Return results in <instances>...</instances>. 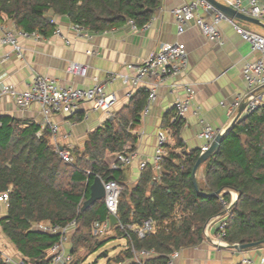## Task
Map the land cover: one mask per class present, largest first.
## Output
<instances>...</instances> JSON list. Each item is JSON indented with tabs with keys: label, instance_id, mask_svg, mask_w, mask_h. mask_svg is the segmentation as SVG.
<instances>
[{
	"label": "trees",
	"instance_id": "trees-1",
	"mask_svg": "<svg viewBox=\"0 0 264 264\" xmlns=\"http://www.w3.org/2000/svg\"><path fill=\"white\" fill-rule=\"evenodd\" d=\"M163 0H0V22L11 20L27 32L44 37L56 26L46 16L67 17L72 25L94 32H106L133 21L146 27ZM148 92L133 95L126 107L102 128L90 133L83 151L73 150L74 163L64 162L55 151L51 132L34 122L0 116V194L9 192L7 215L0 219L4 236L15 246L24 263L51 264L50 248L59 235L43 233L33 227L50 223L65 227L76 222L70 264H81L79 252L93 254L112 239L124 238L127 248L107 264H169V256L203 243L208 223L225 212L221 200L231 205L224 241L232 245L261 243L264 246V108L237 120L221 148L202 166L204 185L196 191L193 171L201 150L176 153L184 147L180 130L184 120L169 126L175 139L161 172L147 166L134 186L124 180L123 170L110 169L107 153H120L128 144L135 146L133 134L146 107ZM95 177L122 186L118 205L119 223L109 229L112 236L94 234V223L109 221L105 200L82 211ZM217 197L203 194L217 193ZM231 192L238 194L235 202ZM154 223L155 232L144 238L128 226L140 228ZM125 227V230L121 228ZM132 250H153L155 256L141 263ZM77 257V258H76ZM0 264H5L0 253Z\"/></svg>",
	"mask_w": 264,
	"mask_h": 264
},
{
	"label": "crops",
	"instance_id": "crops-1",
	"mask_svg": "<svg viewBox=\"0 0 264 264\" xmlns=\"http://www.w3.org/2000/svg\"><path fill=\"white\" fill-rule=\"evenodd\" d=\"M189 1L163 0L162 6L155 12L146 29L134 31L127 22L111 31L97 34L89 41L75 39L71 30L72 24L67 17H53L56 29H59L62 36L70 41V45H66L62 37L54 34L39 42L21 39L20 45L24 50L25 60L17 59L13 55L9 63H0V83L24 90L34 77L41 75L53 78L61 87L89 88L94 85L95 81L107 82L114 75L129 74L127 68L129 64H141L157 53L163 45L184 43L189 54L188 70L181 77L169 79L158 88L157 100L150 106L147 114L142 113L140 125L133 131V134L137 136L135 146L128 144L122 151L138 153L137 161L121 169L126 184L134 186L142 172L139 168V161L146 160L152 167L151 162L155 155L160 131L167 134V145L172 149L175 147L176 142L169 125L174 122L176 101L186 97L185 86L194 85L197 95L184 120V126L180 130L179 137L184 147L175 150L179 154L184 151L203 150L205 141L200 138L203 131L201 118L224 132L231 127L233 119L221 103L228 105L246 91L243 69L246 64L258 57L252 54L249 44L228 22L220 24L224 37L223 46L208 42L193 24L186 28L184 34L178 35L171 10ZM217 1L221 2V0ZM204 16L209 18L207 15ZM237 23L241 28L256 33L252 27L253 24ZM8 50L9 48H4L0 54ZM90 50L94 51L93 55L88 54ZM71 62L88 65L87 77L78 78L70 75L67 68ZM151 85L152 81L146 80L142 85L133 88L131 85H124L118 78L106 87L108 92H114L118 96V103L112 115L96 112L91 104L84 103L72 116H55L54 121L60 127L59 145L69 147L72 151H83L89 134L104 127L116 113L128 105L131 99L127 98L129 92L133 91L135 95L139 91H146L149 95ZM0 116H11L18 120L34 122L41 127L40 136L46 129L43 127V115L38 105L21 110L15 105L13 99L7 96H0ZM245 116L247 115L242 114L237 118L240 120ZM118 154H106L105 162L110 169L116 162ZM204 169L205 167L201 166L196 174L198 185L201 187L205 181ZM237 198L238 194L231 192L232 202H235ZM6 215L7 204L2 202L0 203V219ZM218 221L217 218L212 219L206 226L203 243L181 250L179 258L173 264H239L244 258L252 260L253 264H261L264 246L242 252L229 248L230 245L227 243L224 246H216L214 241ZM75 230L76 226L71 227L67 245L68 253L71 255V238ZM108 236H112L110 231L102 235V237ZM113 240L115 239L110 241ZM126 248L127 241L124 249ZM0 253L16 261H23L15 246L4 236L1 228ZM73 259H75L74 256Z\"/></svg>",
	"mask_w": 264,
	"mask_h": 264
},
{
	"label": "built area",
	"instance_id": "built-area-1",
	"mask_svg": "<svg viewBox=\"0 0 264 264\" xmlns=\"http://www.w3.org/2000/svg\"><path fill=\"white\" fill-rule=\"evenodd\" d=\"M221 3L244 15L257 19L264 24V2L262 0H221ZM171 14L176 23L178 35L184 34L186 28L190 24H193L208 42L219 46L224 45V37L220 29V24L222 22H228L233 25L241 38L249 44L252 54H256L258 57L254 61L246 64L243 69L246 91L238 95L230 104L221 103V106L227 109L228 115L233 119V122L239 119L237 117L241 105H244V115H250L258 109L264 108V37L241 28L236 21L227 18L207 0H190L181 6L173 8ZM204 15H207L209 18H206ZM128 23L134 31L140 30L133 21L130 20ZM146 28L147 26L141 29ZM71 30L74 33L75 39L87 41L92 40L97 34L105 33L94 32L78 24L72 25ZM54 35L62 37L65 44L70 45V41L62 36L59 29L54 31ZM45 38L46 37L38 31L27 32L18 29L11 20L0 22V52L4 48H9L8 51H4L0 54V63H9L13 55L17 59L25 60L24 50L20 45L21 39L39 42ZM88 54L93 55L94 51L90 50ZM188 67V49L184 43L176 42L174 44L163 45L157 53L141 64H129L127 66L129 74L114 75L110 77L107 82L95 81L94 85L89 88L75 89L73 87H61L53 78L37 75L24 90H18L12 85L0 83V96L10 97L21 110H27L32 105H38L43 115V127L50 130L56 153L64 162L73 164L74 157L72 155V150L69 147H62L59 145L60 127L59 124L54 121L55 116H72L75 114L78 107L84 103L91 104L93 110L96 112L112 115L118 103V96L114 92H108L106 87L118 78L122 80L124 85H131L133 88L142 85L146 80L152 81L147 104L143 111L147 114L150 106L157 100L158 88L167 80L176 79L184 75ZM67 71L74 77L86 78L88 75V65L71 62L68 65ZM185 89L187 93L186 97L177 100L175 103L174 121L180 119L185 120L194 104L197 95L194 85L188 84L185 86ZM132 96L133 91L127 94L128 99ZM195 114L198 115L197 113ZM200 123L203 127L200 138L205 141V146L201 152L202 154L210 147L215 138L223 134L224 131L214 128L202 118L200 119ZM37 135L40 136V132ZM157 141L158 144L151 165L156 171L161 172L160 165L167 155L165 149L167 134L164 131H160ZM137 160L138 153L135 151L119 153L111 169L120 170L132 165ZM149 165L150 163L146 160L139 161V168L141 171L146 169ZM104 188V200L108 212L110 215L117 216L122 186L116 181L111 180L104 182ZM8 195L9 192L0 194V203L7 202ZM221 203L225 207V211H228L231 204L224 200H221ZM228 214L229 212L217 217L219 221L216 239L214 241L216 246L226 245L224 237L226 235ZM75 226V221L63 228L46 222L34 225L33 228L37 231L56 234L60 237L59 241L49 250V255L52 258L51 264H70L73 261V256L68 253L67 245L69 243L71 227ZM121 228L125 230L124 226H121ZM109 229V221L102 224L98 222L94 223L96 235L102 236L106 234ZM127 229L133 230L140 238H144L146 235L155 232L154 223L151 221L145 222L140 228L128 226ZM132 252L135 261L139 263L155 256L153 250H142L140 252L132 250ZM1 254L5 264H26L23 261H16L3 253ZM179 256L180 251L172 253L169 256V264H173ZM239 264H253V261L244 258ZM261 264H264V253L261 258Z\"/></svg>",
	"mask_w": 264,
	"mask_h": 264
},
{
	"label": "water",
	"instance_id": "water-1",
	"mask_svg": "<svg viewBox=\"0 0 264 264\" xmlns=\"http://www.w3.org/2000/svg\"><path fill=\"white\" fill-rule=\"evenodd\" d=\"M207 1L210 2L212 5H214L227 18H229L231 20H234L237 22H245V23L257 25V26L264 28V24L261 23L259 20L251 18L247 15H244V14L234 10L233 8L224 5L223 3H221L217 0H207ZM46 19L49 22H53L52 16H46ZM243 111H244V105H241L239 108V112H238L239 117L243 114ZM234 123H235V121L233 122V124ZM232 125H231V127H229V129L226 132L218 135L215 138V140L212 142L210 147L199 156L197 163L194 167L193 177H192L193 184H194L197 192L200 193L198 181L196 178L197 171L205 162H207L216 152H218L220 150L222 143L226 140L227 134L232 128ZM89 191H90L89 198H88V200H86L84 202V205L82 207V211L89 209L91 206H93L98 201L104 200V198H105L104 181L100 177H95L93 183L91 184V186L89 188ZM220 194H221V191H219L217 193H210V194H203V195H205L207 197H217ZM232 207H233V204L229 207L228 211H225L223 213V215H225L227 212H230ZM109 223H110V227L114 228L119 223L118 217L111 214L109 216ZM261 245H262L261 243H251V244H246V245H232V246H229V248L242 252V251H249V250L260 248Z\"/></svg>",
	"mask_w": 264,
	"mask_h": 264
},
{
	"label": "rangeland",
	"instance_id": "rangeland-1",
	"mask_svg": "<svg viewBox=\"0 0 264 264\" xmlns=\"http://www.w3.org/2000/svg\"><path fill=\"white\" fill-rule=\"evenodd\" d=\"M254 32L264 36V28L252 25ZM263 33V34H261ZM126 246V241L123 238H118L108 242L104 247L89 255L87 252H80L77 257L81 260V264H106L110 258L117 256ZM76 257V258H77Z\"/></svg>",
	"mask_w": 264,
	"mask_h": 264
}]
</instances>
